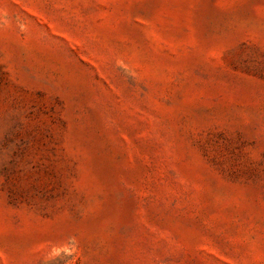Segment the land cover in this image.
Masks as SVG:
<instances>
[{"label": "rangeland", "instance_id": "obj_1", "mask_svg": "<svg viewBox=\"0 0 264 264\" xmlns=\"http://www.w3.org/2000/svg\"><path fill=\"white\" fill-rule=\"evenodd\" d=\"M0 264H264V0H0Z\"/></svg>", "mask_w": 264, "mask_h": 264}]
</instances>
